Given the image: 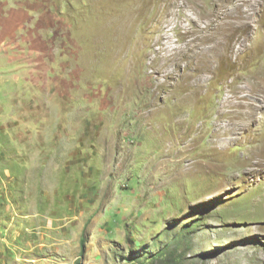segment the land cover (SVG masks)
Masks as SVG:
<instances>
[{"label":"rangeland","instance_id":"1","mask_svg":"<svg viewBox=\"0 0 264 264\" xmlns=\"http://www.w3.org/2000/svg\"><path fill=\"white\" fill-rule=\"evenodd\" d=\"M15 2L0 264H264V0Z\"/></svg>","mask_w":264,"mask_h":264},{"label":"crops","instance_id":"2","mask_svg":"<svg viewBox=\"0 0 264 264\" xmlns=\"http://www.w3.org/2000/svg\"><path fill=\"white\" fill-rule=\"evenodd\" d=\"M14 3L15 0H13ZM26 5V4H25ZM27 6H25L24 8L22 6H17V7H11L13 10H16V12L13 15V21L8 23V16H2L0 15V42H4L5 40H7L8 38H12L11 36L14 35L13 32L9 34V30H16L17 28L24 29L26 28V26L24 25L25 22H29V14L28 12L26 13V8ZM1 34H3V36H1ZM22 42V41H21ZM10 47V48H8ZM24 47L21 46V44L12 46V44L10 46H7V48H5L6 52H3V49L0 48V55L7 57V63H14L12 62L15 57H13L14 53H18L20 56H24V54H20L19 50H22ZM12 49V51H11ZM10 50V51H9Z\"/></svg>","mask_w":264,"mask_h":264},{"label":"bare ground","instance_id":"3","mask_svg":"<svg viewBox=\"0 0 264 264\" xmlns=\"http://www.w3.org/2000/svg\"><path fill=\"white\" fill-rule=\"evenodd\" d=\"M236 33V32H235ZM226 39V38H225ZM227 44H228V42H227ZM224 46V45H223ZM216 48H220L221 49V46H220V44H219V46H216Z\"/></svg>","mask_w":264,"mask_h":264},{"label":"trees","instance_id":"4","mask_svg":"<svg viewBox=\"0 0 264 264\" xmlns=\"http://www.w3.org/2000/svg\"><path fill=\"white\" fill-rule=\"evenodd\" d=\"M164 250H167L166 248Z\"/></svg>","mask_w":264,"mask_h":264}]
</instances>
